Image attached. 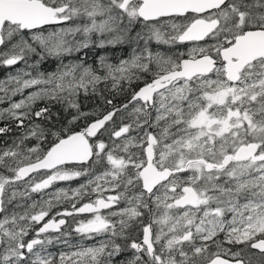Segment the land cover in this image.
Here are the masks:
<instances>
[{
	"label": "snow or ice",
	"instance_id": "6c2138e0",
	"mask_svg": "<svg viewBox=\"0 0 264 264\" xmlns=\"http://www.w3.org/2000/svg\"><path fill=\"white\" fill-rule=\"evenodd\" d=\"M0 68V264H264V0H0Z\"/></svg>",
	"mask_w": 264,
	"mask_h": 264
},
{
	"label": "trees",
	"instance_id": "16d2710c",
	"mask_svg": "<svg viewBox=\"0 0 264 264\" xmlns=\"http://www.w3.org/2000/svg\"><path fill=\"white\" fill-rule=\"evenodd\" d=\"M112 52H113V50H109L108 55L112 56ZM122 55H124V53H121L119 56H122ZM11 71H14V69H7L6 70V72H8V73ZM4 72L5 71L3 70V68H0V79H3V77H1V73H4ZM82 104L84 105V110L87 111V110H89V108H91L93 106V101L92 100H87V101L82 100ZM62 115H64V114L62 113Z\"/></svg>",
	"mask_w": 264,
	"mask_h": 264
},
{
	"label": "flooded vegetation",
	"instance_id": "af4514ba",
	"mask_svg": "<svg viewBox=\"0 0 264 264\" xmlns=\"http://www.w3.org/2000/svg\"><path fill=\"white\" fill-rule=\"evenodd\" d=\"M113 52H116V53H124L122 50H121V48L120 47H117L116 49H114L113 50ZM3 70L5 71L4 73H1V77H5L7 74H8V72H6V70H7V68H3ZM82 181H73L72 182V184H71V186L72 187H75L77 184H79V183H81ZM58 186H65V185H58Z\"/></svg>",
	"mask_w": 264,
	"mask_h": 264
},
{
	"label": "rangeland",
	"instance_id": "374dc122",
	"mask_svg": "<svg viewBox=\"0 0 264 264\" xmlns=\"http://www.w3.org/2000/svg\"><path fill=\"white\" fill-rule=\"evenodd\" d=\"M120 54H121L120 52H119V53L112 52V56H110V57H118ZM5 106H6V105H5Z\"/></svg>",
	"mask_w": 264,
	"mask_h": 264
}]
</instances>
